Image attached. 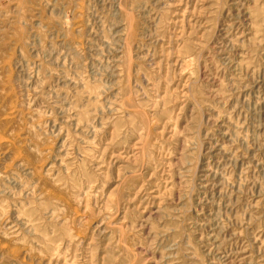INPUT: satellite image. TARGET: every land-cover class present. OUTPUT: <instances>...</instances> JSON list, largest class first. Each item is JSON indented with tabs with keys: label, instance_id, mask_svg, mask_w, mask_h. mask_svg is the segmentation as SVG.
Returning <instances> with one entry per match:
<instances>
[{
	"label": "rangeland",
	"instance_id": "1",
	"mask_svg": "<svg viewBox=\"0 0 264 264\" xmlns=\"http://www.w3.org/2000/svg\"><path fill=\"white\" fill-rule=\"evenodd\" d=\"M0 264H264V0H0Z\"/></svg>",
	"mask_w": 264,
	"mask_h": 264
}]
</instances>
